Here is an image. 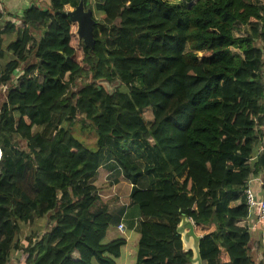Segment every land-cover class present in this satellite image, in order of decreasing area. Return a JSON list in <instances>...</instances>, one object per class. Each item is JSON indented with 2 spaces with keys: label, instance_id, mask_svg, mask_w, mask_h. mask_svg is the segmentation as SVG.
<instances>
[{
  "label": "trees",
  "instance_id": "trees-1",
  "mask_svg": "<svg viewBox=\"0 0 264 264\" xmlns=\"http://www.w3.org/2000/svg\"><path fill=\"white\" fill-rule=\"evenodd\" d=\"M47 1L1 31L19 36L5 46L9 60L0 52V85L25 66L0 105V264L13 253L15 264H117L125 240H105L112 217L92 180L105 152L132 185L139 264H191L175 233L181 215L201 236L203 262L253 264L242 186L264 170L262 159L247 164L264 135V54L255 44L264 6L96 0L90 50L67 16L80 0ZM237 25L248 33L235 36ZM78 117L91 124L82 128L93 131L94 149L72 133ZM41 217L49 232L20 244L19 223Z\"/></svg>",
  "mask_w": 264,
  "mask_h": 264
},
{
  "label": "crops",
  "instance_id": "crops-1",
  "mask_svg": "<svg viewBox=\"0 0 264 264\" xmlns=\"http://www.w3.org/2000/svg\"><path fill=\"white\" fill-rule=\"evenodd\" d=\"M249 1L254 4L264 6V0H249ZM45 4H48L47 0H0V9L3 11L4 14L3 19L0 21V25L2 23H5L4 28L6 27L7 23L17 26L20 18L22 17L23 12L26 9H28L32 5H37V6L40 5L39 6L40 8L41 7L45 8ZM236 29L237 30L234 32L235 36H243L248 33L247 28L243 25H237ZM2 30L0 29V37L4 35L3 33H1ZM255 44L264 54V38L257 39L255 41ZM261 78H262V83L264 85V69L261 72ZM258 135L264 137V135H261L260 133L257 132V136H255V139L253 140L252 143V149H253L252 154H254L257 149V140L259 137ZM149 142L153 144V141L150 139ZM109 158L113 159L112 157ZM261 159L264 162V155H261L257 161L251 162L249 167H253L257 163L258 165H260ZM106 161H104L105 163L102 162L94 178L92 179L93 185L95 187V194L101 199V202L106 205L107 212L112 217V220L113 217L115 216V220L113 224H112V220L110 222L105 240L107 242L113 241L117 238H122L123 240H125V244L121 249L120 256L117 259V264H139L138 243L140 239V233L137 224L139 218L135 216L133 217V219L130 218L129 213L135 212L136 215L137 211L134 209L129 199L127 200V198H129L130 196L132 185L124 178L121 170H120L121 171L120 174L115 173V169H113V166L111 165L107 166ZM262 173L263 172L260 171L259 174L255 175L256 176L255 178H257L258 180L253 181L251 186L253 192L257 197L264 196V193L259 185V180L263 176ZM113 176H115V178L118 179L119 183L117 189L116 190L112 189L111 193L114 192L117 194L124 191V194H126L127 192L128 194H126L123 199L121 198V200L109 201L107 200V197H105L106 199L104 200L105 192H103L101 195L99 191V186L102 183H106L107 181L106 178H109L111 184H113L111 185L112 188L116 187L115 185L116 181L113 178ZM130 220L134 221V226L132 228H129L127 226V221ZM120 224H123V230L118 229V226ZM244 224H245V228L247 229L250 235L249 255L253 260V264H264V224L263 226L257 224L255 218L245 220Z\"/></svg>",
  "mask_w": 264,
  "mask_h": 264
},
{
  "label": "rangeland",
  "instance_id": "rangeland-1",
  "mask_svg": "<svg viewBox=\"0 0 264 264\" xmlns=\"http://www.w3.org/2000/svg\"><path fill=\"white\" fill-rule=\"evenodd\" d=\"M91 7L90 9H92V11L94 12V4L96 2V0H89ZM40 6V5H39ZM43 8V7H41ZM95 18H99L101 16H99L97 13H94ZM4 24L2 23L0 25V29H4ZM41 33L40 32H35L33 34L34 39L38 40L40 38ZM19 36L18 32H14L13 34H11L10 36L7 35H3L0 37V51H3L6 53L7 59H10L11 54L5 51V46H7L9 43H11L12 41H14L15 39H17V37ZM34 61L31 59V57L29 58V63H33ZM25 64L20 65V68L18 70V74L22 73V70L24 69ZM16 73V75H14L15 78L12 79V82H8L7 84L4 85H0V105L1 103L5 100V96L7 94L8 89L10 88V85L12 84V86L14 87L15 85L18 84V75ZM33 76H35V74H33ZM86 79L82 78H78L75 83L71 86V90L78 91V89H80L85 83H86ZM144 118L147 121V123L149 121L152 120V116L150 111H145L144 112ZM77 119V125L75 126V128L73 129V134L79 138L80 140H82L86 145H88L90 148L94 149L95 148V135L93 133L92 130H88V129H83L82 126H90L91 124L88 121L82 120L80 117L76 118ZM57 123V116L53 117V120L51 121V125H50V130L53 129L56 126ZM37 129V127H34V130ZM25 143L22 142L20 144V148H24ZM109 154L108 152H105L104 154V159L103 162L106 161V165L107 166H113V169H115V173L120 174V169L118 168L117 164L114 162L113 159L109 158ZM105 163V162H104ZM113 178L115 179V185L116 187H113L111 185V181L109 178H106V183H102L99 186V191L100 194L102 195L103 192L104 193V200L106 199L105 197H107V200H121V198L123 199L124 196L126 194H128V192L126 194H124V191L120 192V193H111L112 189L116 190L118 187V179L115 178V176H113ZM129 198H127L128 200ZM115 220V216L113 217L112 220V224ZM52 222H50V220L47 217H41V218H36L32 224H26L23 225L22 223H19V227H20V233L18 234L17 237V241L20 242V244H26V242L28 241V238L33 236L34 240L35 239H39L43 233L45 232H49L50 228H51ZM17 256V253H13L11 258L9 259L7 264H15V258ZM203 264H207L206 262H204Z\"/></svg>",
  "mask_w": 264,
  "mask_h": 264
},
{
  "label": "water",
  "instance_id": "water-1",
  "mask_svg": "<svg viewBox=\"0 0 264 264\" xmlns=\"http://www.w3.org/2000/svg\"><path fill=\"white\" fill-rule=\"evenodd\" d=\"M87 6L88 3L85 4L83 0H80L72 11L67 12V16L72 23L77 24L76 32L81 42L92 50L95 44L93 36L95 21L92 10ZM175 233L180 238L183 250L191 252L190 263L203 264L199 249L201 236L196 233L192 220L181 215Z\"/></svg>",
  "mask_w": 264,
  "mask_h": 264
},
{
  "label": "built area",
  "instance_id": "built-area-1",
  "mask_svg": "<svg viewBox=\"0 0 264 264\" xmlns=\"http://www.w3.org/2000/svg\"><path fill=\"white\" fill-rule=\"evenodd\" d=\"M19 75V74H18ZM19 83V77H18ZM257 136V133H256ZM259 136V135H258ZM260 137V138H259ZM257 140V149L254 154L247 160V164L250 166L251 162L257 161L261 155H264V137L259 136ZM2 158V151L0 149V161ZM263 176L259 180V185L264 193V170L262 171ZM255 175H250L242 186L243 201L247 209L246 220L255 218L256 223L263 226L264 224V196L257 197L253 192L251 186L253 181H257ZM119 230H123V224L118 226Z\"/></svg>",
  "mask_w": 264,
  "mask_h": 264
}]
</instances>
